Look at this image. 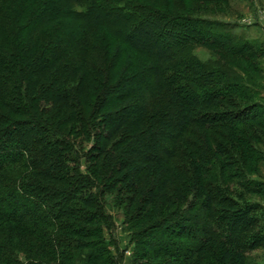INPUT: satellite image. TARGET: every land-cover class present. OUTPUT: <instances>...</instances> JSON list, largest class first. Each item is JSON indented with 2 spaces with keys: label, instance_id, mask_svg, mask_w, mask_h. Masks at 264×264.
<instances>
[{
  "label": "trees",
  "instance_id": "16d2710c",
  "mask_svg": "<svg viewBox=\"0 0 264 264\" xmlns=\"http://www.w3.org/2000/svg\"><path fill=\"white\" fill-rule=\"evenodd\" d=\"M230 6L0 0V264H121L109 197L141 264H252L263 49L201 15Z\"/></svg>",
  "mask_w": 264,
  "mask_h": 264
},
{
  "label": "rangeland",
  "instance_id": "374dc122",
  "mask_svg": "<svg viewBox=\"0 0 264 264\" xmlns=\"http://www.w3.org/2000/svg\"><path fill=\"white\" fill-rule=\"evenodd\" d=\"M201 15L203 17H211L212 19L232 23L234 26L236 24V27H231L233 32L244 36L252 42L257 41L258 47L263 49V53L259 54L262 58L254 63V67L260 66L262 69V73L253 72V77L256 79V84L259 86L255 88L257 95L252 101L242 103L241 107L248 108L249 106L254 105V103H258L259 110H261L264 115V0H231V6L228 11L213 7L208 11L202 12ZM196 53L204 61L217 59V56L212 51L205 48H199ZM241 65L244 64L241 63ZM251 125H253V133H255L260 139V142L253 139L251 136L253 133L249 132V136H251L249 139L252 151L256 153L255 158L259 159V162L255 163V160L248 161L250 165L253 164V166L257 167L256 173H252L248 168L249 166H245V170L247 174L249 173L248 176L250 181H254L258 187L264 189V129L256 126V124ZM86 169V162H83L82 170L85 172ZM247 197L252 201L264 205V198L255 195H248ZM108 202L111 205L110 213L113 216L116 225L114 236L115 240L118 242V247L120 248V263L136 264L135 262H137L138 264H141V261H135L137 247L136 244L132 242L129 225L124 217V213L114 206L113 198L109 197ZM111 249L116 255L115 248ZM22 257L25 258L23 255ZM250 262L252 264H264V250L257 249L251 252Z\"/></svg>",
  "mask_w": 264,
  "mask_h": 264
}]
</instances>
